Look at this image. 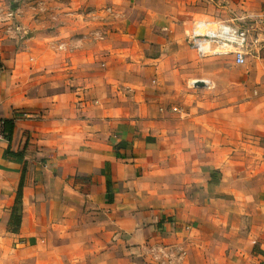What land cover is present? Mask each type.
Listing matches in <instances>:
<instances>
[{
  "label": "rangeland",
  "instance_id": "1",
  "mask_svg": "<svg viewBox=\"0 0 264 264\" xmlns=\"http://www.w3.org/2000/svg\"><path fill=\"white\" fill-rule=\"evenodd\" d=\"M157 2L171 5V22L180 28L170 34V44L166 45L154 83L142 81L140 69L149 62L148 58L159 56V46L149 42V11ZM187 10L221 20L245 16L241 26L248 29L249 37L264 33V0H0V42L16 43V85L12 89L15 98L25 103L18 114L45 125L43 138L64 144L85 137L88 127L106 130V123L116 125L114 122L120 119L138 121L144 142L148 141L146 135L153 132L160 141L164 139V151L171 150L173 140L169 137H174L178 130L175 121L191 119L179 114L195 109L194 118H199L198 110L205 103V96L199 95L205 90L198 89L193 78H181L179 63L218 61L240 81L251 65L249 58L242 67L233 66L226 57L198 58L186 46L184 27L176 21ZM179 12L181 15L176 17ZM127 13L125 23L123 17ZM139 15L145 20L142 26L134 22ZM161 31L167 34V25ZM254 69L259 93L248 95L240 87L238 99L222 101L226 128L233 113L237 114L239 125L250 122L255 129L246 137L240 130L242 155L227 166L240 173L250 168V179L264 183V64ZM169 75L171 79L167 78ZM207 75L214 83L218 80V74L210 69ZM103 80L107 83L103 84ZM92 86L95 90L90 93L87 89ZM77 87L82 88L80 93H70ZM206 87V92L218 90L211 84ZM253 95L256 99L249 100ZM231 107L235 112L231 113ZM104 108L109 110L108 114L102 113ZM160 109L165 110L160 113H171L169 130L163 132H159L162 126L158 128L152 123L151 116ZM99 110L101 115L96 114ZM252 140L254 152L250 149ZM248 157H252L253 166L247 163ZM193 195L196 193L190 196ZM221 200L223 206L218 202L207 208L205 224L198 231L187 232L185 240L190 243L185 247L186 254L175 249L177 259H172L175 255L163 240L154 239L148 232V215L142 226L133 222L124 228L93 226L96 221L88 220L86 215L66 216L45 234L46 243L41 244V251L48 254L46 264H264L262 207H256L257 200L251 207H229V196Z\"/></svg>",
  "mask_w": 264,
  "mask_h": 264
},
{
  "label": "crops",
  "instance_id": "2",
  "mask_svg": "<svg viewBox=\"0 0 264 264\" xmlns=\"http://www.w3.org/2000/svg\"><path fill=\"white\" fill-rule=\"evenodd\" d=\"M171 9L166 2L151 5L149 42L159 46V56L148 58L149 62L141 67L142 81L156 82L166 45L170 44V34L179 27L171 22L174 16ZM127 15L123 17L125 23ZM144 21L140 15L134 19L139 26ZM166 25L167 34L161 31ZM250 39L246 62L249 58L251 65L242 81L234 78L230 68L218 61L179 63L182 79L193 78V84L196 80L206 81L218 90L206 92L207 84L198 87L205 90L199 93L205 96V103L198 110L199 118H194L195 109L179 114L181 118L191 119L175 121L177 134L170 135L173 144L167 151L159 135L151 132L144 142L139 122L123 119L114 122L116 125L106 123V130L88 127L85 137L70 144L43 138L45 125L36 124L28 115L18 114L25 103L15 98V89H12L16 85L13 79L17 68L16 43L0 42V119L10 120L14 125L10 142L6 133L0 137V264H46L48 254L41 251V244L46 243L45 234L66 216L86 215L88 220L96 221L93 226L124 228L133 222L142 226L148 215L152 227L148 232L153 238L163 240L161 242L174 255L175 249H181L180 254L184 255L190 243L185 240L187 232L198 231L205 224L207 208L215 207L218 202L223 206L222 197H231L229 207L255 206L257 200L256 207L264 210V183L250 179L253 174L250 168L240 173L227 166L242 155L240 130L246 137L255 129L250 122L239 125L237 114L232 113L233 107L227 128L223 120L222 101L238 99L240 87L248 95L259 93L254 68L264 64V33ZM207 69L217 73L221 82L214 83ZM167 78L171 79L170 75ZM262 84L264 89V76ZM81 89L77 87L70 93H80ZM87 90L91 93L95 86ZM254 95L249 100L256 99ZM160 111L165 110H157L151 116L152 123L158 128L162 126L159 132H163L169 130L171 113ZM102 113L108 114L109 110L104 108ZM96 114L101 115V111ZM250 144L254 152L253 140ZM248 151L249 146L247 154ZM246 161L253 166L252 157ZM20 182V201L14 205ZM192 192L196 193L193 197ZM245 199L251 202L244 203ZM14 207H17L18 222L11 218ZM199 255L203 253L199 251ZM172 259H177L176 255Z\"/></svg>",
  "mask_w": 264,
  "mask_h": 264
},
{
  "label": "built area",
  "instance_id": "3",
  "mask_svg": "<svg viewBox=\"0 0 264 264\" xmlns=\"http://www.w3.org/2000/svg\"><path fill=\"white\" fill-rule=\"evenodd\" d=\"M182 15L176 21L184 27L186 46L198 58L226 57L236 67L245 64L251 39L248 29L241 26L245 20L243 17L221 20L191 10L184 11ZM4 133V121L0 119V137Z\"/></svg>",
  "mask_w": 264,
  "mask_h": 264
},
{
  "label": "trees",
  "instance_id": "4",
  "mask_svg": "<svg viewBox=\"0 0 264 264\" xmlns=\"http://www.w3.org/2000/svg\"><path fill=\"white\" fill-rule=\"evenodd\" d=\"M13 128H14V125H13L12 121H10V120H5L4 121V132L6 133V138H7L8 142L11 141V137H12V133H13ZM21 183L22 182H20L19 188L16 191V198L14 200V205L15 204H19L18 202L20 201L21 188H22V184ZM16 208L17 207H14V209H12L11 218H12V220L18 222L19 216L17 215ZM19 210H20V208L18 207V211Z\"/></svg>",
  "mask_w": 264,
  "mask_h": 264
},
{
  "label": "water",
  "instance_id": "5",
  "mask_svg": "<svg viewBox=\"0 0 264 264\" xmlns=\"http://www.w3.org/2000/svg\"><path fill=\"white\" fill-rule=\"evenodd\" d=\"M195 86H197V87H202V84H201L200 82H196V83H195Z\"/></svg>",
  "mask_w": 264,
  "mask_h": 264
},
{
  "label": "bare ground",
  "instance_id": "6",
  "mask_svg": "<svg viewBox=\"0 0 264 264\" xmlns=\"http://www.w3.org/2000/svg\"><path fill=\"white\" fill-rule=\"evenodd\" d=\"M192 83H194V82H192ZM204 84V82H202V85Z\"/></svg>",
  "mask_w": 264,
  "mask_h": 264
}]
</instances>
